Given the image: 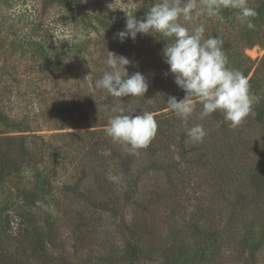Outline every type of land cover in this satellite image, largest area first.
Instances as JSON below:
<instances>
[{
    "label": "trees",
    "instance_id": "obj_1",
    "mask_svg": "<svg viewBox=\"0 0 264 264\" xmlns=\"http://www.w3.org/2000/svg\"><path fill=\"white\" fill-rule=\"evenodd\" d=\"M53 2L75 11L82 30H88L92 35L79 45H71L70 52L73 50L74 53L65 60H35L37 62L21 64L17 58L11 59L0 54V199L27 201L24 206L14 203L0 208V221L5 227L4 239L0 236V264H24L21 256L16 257L13 244L10 245L16 241L24 244L23 250L27 249L34 264H80L79 260H75L80 251L92 253L91 246L94 241L97 243L99 235L95 225H92L93 214L50 219L48 215L37 214L30 209L32 200L40 201L62 193L67 197L88 199L95 208L111 212L112 215L115 212L117 217L121 211L129 209L128 199L161 198L157 190L143 191L139 186L143 183L141 174L147 178L149 173L156 171V160L153 159L155 152L162 153L165 164L175 163L173 167L179 169L184 165L180 173L182 175L188 173L197 179L198 172L202 171L203 177L206 176L202 183L209 194V198L205 199H215L217 193H222L224 185L244 175L251 158L250 141L240 140L238 136L233 140L225 127L222 128L225 122L221 112L208 117L216 126L219 122L221 129L214 127L213 131L210 123L204 141L196 143L186 131V128L195 125V120L189 117L185 125L169 111L166 103L168 97L175 96L179 100L185 95L174 83V77L164 62L163 49L172 43L171 38L165 40L158 35L138 34L134 41L125 39L121 43L117 37L121 31L114 30L107 18L83 9L82 0ZM74 4L75 7H72ZM142 4L143 9H149L147 0H142ZM248 5L256 10L257 15L252 18L254 28H246L241 40H231L226 33L215 30L205 31V38L211 35L223 40L228 67L242 72L248 79L250 95L254 98V115L249 118L263 123L264 56L256 64L244 53V49L257 43L264 45V0H248ZM43 9L34 8L30 15L34 19H43L46 12ZM221 13L227 18H235L238 10L225 8ZM39 23L43 25L41 21ZM40 24L37 25L39 29ZM107 51L131 61L127 66L129 75L139 71L145 76L148 89L143 97L116 98L105 90L94 88L95 81L110 70L104 63ZM156 55L159 56L157 61ZM137 59H147L152 72L143 71L140 65L137 68ZM115 107L135 109L132 115L143 112L153 114L158 128L147 148L130 152L127 146L115 143L106 136L104 129L109 119L119 114L112 111ZM177 124L180 125L179 142L174 151L172 144L177 142L176 139L168 140L177 131ZM66 128L84 129L57 133L55 136L59 138V143L54 146L43 140L45 135L30 134V131ZM163 139L168 143L164 144ZM200 147L203 152H197ZM176 149H181L183 153H178ZM50 151L57 152L60 158L51 157ZM191 152L193 155L189 154ZM176 153L179 155L178 160H175ZM193 156L194 161L191 160ZM48 160L51 162L50 167L46 165ZM137 160L148 162L144 171L133 169ZM114 165L120 169V174L115 171ZM157 168V171H161ZM170 170L165 171L168 179L171 178ZM27 172L29 177H26ZM56 175L62 178V182L56 184L59 185L58 189L53 185ZM110 175L128 178L129 184L123 185L122 179L119 183L112 182L108 179ZM28 178L31 179L27 181L29 185L24 182ZM83 180L87 182L84 186ZM147 219L134 211L130 223L121 219L117 225L123 234L128 230V237H125L126 253L135 258L138 264L149 260L156 251L152 247L153 230L147 228ZM131 227L135 230L140 228V234L137 235ZM68 234L69 241L66 239ZM147 236L152 245L148 244ZM100 245L105 246V242Z\"/></svg>",
    "mask_w": 264,
    "mask_h": 264
},
{
    "label": "rangeland",
    "instance_id": "obj_2",
    "mask_svg": "<svg viewBox=\"0 0 264 264\" xmlns=\"http://www.w3.org/2000/svg\"><path fill=\"white\" fill-rule=\"evenodd\" d=\"M50 1L0 0L1 55L9 56L11 59L17 58L21 64L28 63V61H30L29 63L37 62L35 60L47 62L60 58L65 60L72 57L71 55L74 53L73 50L70 52L71 45H79L89 39L92 32L82 30V24L80 19L75 16V11L56 4L53 0L49 4ZM82 1L83 9L107 18L110 26L116 31L125 30L127 15L133 14L136 19L143 20L149 10L142 8V0ZM147 1L148 8L156 2V0ZM137 4L140 5L138 8ZM37 7L44 8L43 11H46L43 19H34L30 15ZM72 7H75V4ZM221 16L222 20L216 17L201 16L194 22L186 23L185 26L191 29L194 25L203 23L206 31L215 30L218 33H226L231 40H241L242 33L247 28L246 24L241 23L238 15L235 18L230 16L227 18L221 13ZM38 24L41 26L40 29ZM45 28L46 30H44ZM244 53L257 64L264 56V45L257 43L246 47ZM158 59L159 56L156 55V61ZM135 65L137 68L140 65L139 68L143 71L152 72L147 59H137ZM200 111L201 105L197 104L196 112L191 116L195 120V125L201 124L207 134L210 130V123L213 131L221 129L213 124L208 117L201 120L199 118ZM249 117L236 128L223 122L222 128L225 127L231 138H234L233 140L238 136L240 140L250 141L252 150L250 162L244 175L238 176L233 183L224 185L222 193H217L215 199H205L209 198V194L206 192L205 184L202 183L204 177L206 180L202 171L198 172L197 179L188 173L182 175L180 173L184 165L179 169L173 167L176 165L175 163L165 164L162 161V153L155 152L153 159L156 160V171L149 173L147 178L141 174L143 183H140L139 186L143 191L146 189L157 190L160 192V199H128L129 209L121 211L117 217L115 212L112 215L111 212L95 208L88 199L67 197L62 193L40 201L32 200L33 205L29 207L37 214L48 215L50 219L53 217L68 219L75 215L93 214L92 225H95L99 233L97 243L93 242L91 254L87 250L78 253V258L75 260H79L80 264L83 263V260H86L83 264H138L135 258L126 253L125 237H128V230H125L123 234L122 229L117 226L121 219H126L130 223L134 211H138L142 218H148L147 228L153 230L154 235L153 245L150 243V237H147L148 244L156 250L155 254L143 264H264V122L260 123ZM179 127L180 125L177 124V131L174 132L173 138L168 140L169 142L176 139L177 142L172 144L174 151L179 142ZM83 129H44L30 131V134L45 135L43 140L54 146L59 143V138L55 136L57 133ZM166 142L167 140L163 139V143ZM163 147L165 146L163 145ZM176 150L178 153H183L181 149ZM197 152H203V148L200 147ZM49 154L55 159L60 158L57 152L50 151ZM189 154L193 155V152ZM178 156L176 153L175 160H178ZM191 160H195L194 156ZM50 163L48 160L46 165L50 167ZM147 163L137 160L133 169L142 172ZM157 167L161 171H157ZM172 167L173 169L170 170ZM116 168L117 166L114 167L115 171L120 174V169ZM166 169L172 171L170 179L165 172ZM29 176V172H27L26 177ZM56 176L53 182L55 186L59 181L62 182V178ZM121 179L123 185L129 184L128 178L122 177ZM30 180L28 178L24 182L29 185L27 181ZM82 182V186L87 184L84 180ZM146 183L153 184L149 186ZM55 188L58 189L59 185ZM14 203L24 206L27 201L24 199H0V208ZM100 217L102 218L98 220L97 218ZM68 230L67 227V232ZM131 230L136 231L139 235L141 229L135 230L131 227ZM0 232H2L0 236L4 239L5 227L1 221ZM66 239L69 241V234ZM104 242L105 246H101L100 244L104 245ZM12 244L16 257L21 256L24 264H34L27 249L23 250L24 244L21 245L22 243L19 244L17 241L10 243V245Z\"/></svg>",
    "mask_w": 264,
    "mask_h": 264
},
{
    "label": "clouds",
    "instance_id": "obj_3",
    "mask_svg": "<svg viewBox=\"0 0 264 264\" xmlns=\"http://www.w3.org/2000/svg\"><path fill=\"white\" fill-rule=\"evenodd\" d=\"M139 6L137 4V8ZM225 8L238 10L241 23L248 29L254 28L252 18L257 12L248 5V0H156L143 20L136 19L133 14L127 15L125 30L117 34L121 43L125 39L134 41L138 34L172 39L163 49L164 62L174 83L185 95L179 100L169 96L166 103L169 111L185 125L196 112L197 104L201 105V120L221 112L223 121L232 128L254 115L248 79L242 72L228 67L223 40L211 35L205 38L203 23L191 29L185 26L201 16L222 20L221 11ZM104 63L110 70L95 81V89L105 90L116 98L143 97L147 92L148 82L141 72L129 75L127 66L131 61L127 57L107 51ZM112 111L119 114L109 119L104 129L106 136L127 146L130 152L147 148L158 128L153 114L132 115L135 109L124 107H115ZM186 131L196 143H202L207 135L201 124L186 128ZM108 179L119 183L121 178L110 175Z\"/></svg>",
    "mask_w": 264,
    "mask_h": 264
}]
</instances>
